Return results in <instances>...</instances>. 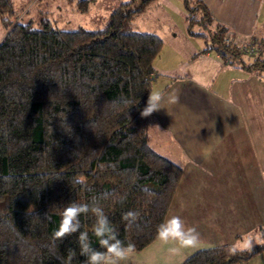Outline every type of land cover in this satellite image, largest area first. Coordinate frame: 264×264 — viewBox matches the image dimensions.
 I'll use <instances>...</instances> for the list:
<instances>
[{"label": "trees", "instance_id": "trees-1", "mask_svg": "<svg viewBox=\"0 0 264 264\" xmlns=\"http://www.w3.org/2000/svg\"><path fill=\"white\" fill-rule=\"evenodd\" d=\"M150 1L122 0L102 26L64 30L47 17L37 27L14 21L11 0H0V264H60L70 252L71 264H85L78 233L53 242L70 202L101 207L133 251L157 238L182 169L152 149L141 116L164 39L131 19ZM183 2L187 31L205 37L203 51L264 77V31L245 61L248 53L202 0ZM88 4L75 6L85 12ZM129 211L133 223L123 219ZM80 219L99 249L94 214ZM232 244L199 248L180 264H239L264 250L231 254Z\"/></svg>", "mask_w": 264, "mask_h": 264}, {"label": "crops", "instance_id": "crops-1", "mask_svg": "<svg viewBox=\"0 0 264 264\" xmlns=\"http://www.w3.org/2000/svg\"><path fill=\"white\" fill-rule=\"evenodd\" d=\"M202 2L235 41L263 35L264 0ZM159 34L164 42L153 61L152 93L162 95L163 108L147 117L146 136L182 169L163 222L180 216L205 247L257 234L264 227V77L203 51V35ZM152 243L163 252L178 245L157 237L146 247ZM261 255L264 264V251L250 259Z\"/></svg>", "mask_w": 264, "mask_h": 264}, {"label": "rangeland", "instance_id": "rangeland-1", "mask_svg": "<svg viewBox=\"0 0 264 264\" xmlns=\"http://www.w3.org/2000/svg\"><path fill=\"white\" fill-rule=\"evenodd\" d=\"M78 0H11L13 19L20 22H30L37 27L43 17H47L53 27L69 30L78 26L94 28L102 26L112 7L122 0H89L88 9L85 12L78 11L75 3ZM187 9L183 0H152L139 13L131 19L132 27L169 35L172 33H184L187 29ZM198 25H194L193 31H200ZM4 30L0 23V38ZM257 234L264 235L261 231ZM226 241H229L228 238ZM199 243L195 248H180L179 244H169L165 247L167 251H159L154 246L149 245L140 251H133L127 264H173L187 257L199 248L205 247ZM179 251L172 252V249ZM264 251V250H262ZM261 252V251H260ZM174 254V255H173ZM262 254V253H260ZM259 259H249L251 264H259ZM183 261V260H182ZM181 263V262H180ZM177 263V264H180Z\"/></svg>", "mask_w": 264, "mask_h": 264}, {"label": "clouds", "instance_id": "clouds-1", "mask_svg": "<svg viewBox=\"0 0 264 264\" xmlns=\"http://www.w3.org/2000/svg\"><path fill=\"white\" fill-rule=\"evenodd\" d=\"M163 97L159 93H152L147 100L146 106L141 111L142 117H148L153 112L163 108ZM175 102V101H172ZM75 183H84L83 180H77ZM94 214L95 222L92 234L98 241L99 250L92 244V239L87 230L81 231L82 223L80 217L86 215L89 211ZM61 215L58 230L53 233V242L63 240L68 236L78 233V246L80 255L86 257L85 264H127L134 245L131 242L125 244L119 238L118 231L112 226L108 215L99 206H91L87 203L70 202L64 208ZM47 218L50 219V217ZM123 219L133 223L137 219V213L129 211L124 214ZM157 237L164 243L169 241L177 242L180 248L188 249L198 246L200 234L195 228H186L180 216H172L166 222L161 223L157 228ZM256 245L264 246V235L247 233L232 244L228 251L231 254L252 252ZM176 252L178 249H172ZM73 253L68 257H57L60 264H71Z\"/></svg>", "mask_w": 264, "mask_h": 264}, {"label": "built area", "instance_id": "built-area-1", "mask_svg": "<svg viewBox=\"0 0 264 264\" xmlns=\"http://www.w3.org/2000/svg\"><path fill=\"white\" fill-rule=\"evenodd\" d=\"M231 39L234 38L233 35L230 36ZM238 45L241 49H243L245 52L250 54H255L257 51L260 50L259 44L256 42V38L250 34L248 39L240 40L238 42Z\"/></svg>", "mask_w": 264, "mask_h": 264}]
</instances>
